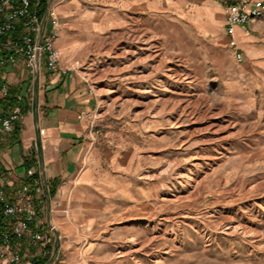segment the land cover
I'll return each instance as SVG.
<instances>
[{
    "label": "rangeland",
    "instance_id": "obj_1",
    "mask_svg": "<svg viewBox=\"0 0 264 264\" xmlns=\"http://www.w3.org/2000/svg\"><path fill=\"white\" fill-rule=\"evenodd\" d=\"M152 1L125 13L80 0L70 12L94 21L78 26L86 50L62 62L79 63L69 73L94 100L89 139L128 180L130 203L55 264H264V77L221 30Z\"/></svg>",
    "mask_w": 264,
    "mask_h": 264
},
{
    "label": "crops",
    "instance_id": "obj_2",
    "mask_svg": "<svg viewBox=\"0 0 264 264\" xmlns=\"http://www.w3.org/2000/svg\"><path fill=\"white\" fill-rule=\"evenodd\" d=\"M192 1L166 0V3L176 13L186 11L207 34L221 30L222 40L233 48L226 33V7L234 0H200L201 6L192 4L190 7ZM117 2L125 13L145 12L151 3L150 0ZM152 2L155 9H161V0ZM79 3L80 0H61L56 4V15L62 24L57 45L62 54L82 53L90 44V32L77 31L84 19L94 20L87 15L81 20L70 13ZM183 6L188 9L183 10ZM235 35L243 65L256 76L264 77V15L238 25ZM82 79L71 72L65 75L43 69L35 87L34 107L27 109L18 135L14 132L3 143L5 174L2 180L11 187L28 178L26 168L30 164L24 157L26 148L32 144L39 146V170L51 188L48 198L51 211L47 215L59 230L60 252L64 255L72 253V246L80 251L91 230H105L106 214L110 210L129 209L130 203L128 193L121 190L124 182L128 187V180L109 172L97 144L89 139L94 100Z\"/></svg>",
    "mask_w": 264,
    "mask_h": 264
},
{
    "label": "built area",
    "instance_id": "obj_3",
    "mask_svg": "<svg viewBox=\"0 0 264 264\" xmlns=\"http://www.w3.org/2000/svg\"><path fill=\"white\" fill-rule=\"evenodd\" d=\"M61 0H0V264H55L61 235L48 217L51 188L39 170L40 148L24 152L28 178L11 187L3 182L5 139L33 108L41 72L62 73L79 67L64 65L57 39L62 27L56 15ZM264 15V0H234L226 7V33L237 60L243 55L236 40V27ZM18 87L15 100L11 88ZM47 196V200L45 197ZM44 200V203H43Z\"/></svg>",
    "mask_w": 264,
    "mask_h": 264
},
{
    "label": "trees",
    "instance_id": "obj_4",
    "mask_svg": "<svg viewBox=\"0 0 264 264\" xmlns=\"http://www.w3.org/2000/svg\"><path fill=\"white\" fill-rule=\"evenodd\" d=\"M17 90H18V87H16V86H14V87H12L11 88V99L13 100H15L16 98H15V93L17 92ZM20 132V124H16V127H15V134H17L18 135V133Z\"/></svg>",
    "mask_w": 264,
    "mask_h": 264
},
{
    "label": "bare ground",
    "instance_id": "obj_5",
    "mask_svg": "<svg viewBox=\"0 0 264 264\" xmlns=\"http://www.w3.org/2000/svg\"><path fill=\"white\" fill-rule=\"evenodd\" d=\"M165 101H166V100H165ZM160 102H161V101H160ZM160 102H159V103H160ZM151 104H154V103H151ZM155 104H156V103H155ZM163 104L165 105V107H170L169 104H167V102H165V103H163ZM161 106H162V104H161ZM173 108L176 109V107H173Z\"/></svg>",
    "mask_w": 264,
    "mask_h": 264
}]
</instances>
